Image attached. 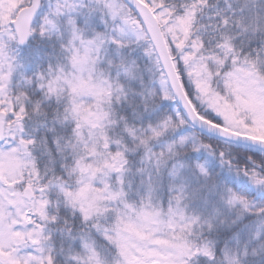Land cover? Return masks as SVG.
<instances>
[{"label": "snow or ice", "instance_id": "1", "mask_svg": "<svg viewBox=\"0 0 264 264\" xmlns=\"http://www.w3.org/2000/svg\"><path fill=\"white\" fill-rule=\"evenodd\" d=\"M0 264H264V0H0Z\"/></svg>", "mask_w": 264, "mask_h": 264}]
</instances>
